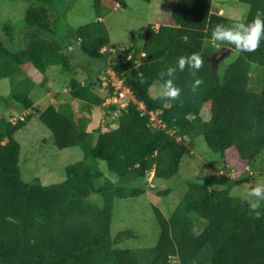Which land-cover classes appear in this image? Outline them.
I'll return each instance as SVG.
<instances>
[{
  "label": "trees",
  "instance_id": "16d2710c",
  "mask_svg": "<svg viewBox=\"0 0 264 264\" xmlns=\"http://www.w3.org/2000/svg\"><path fill=\"white\" fill-rule=\"evenodd\" d=\"M7 1L24 4L25 12L20 21L0 23V81L10 83L6 101L0 97L7 108L0 117V264H264V206L257 219L245 196L232 195L236 188L247 193L264 185V167L256 174L264 158V40L254 52L214 42L215 27L231 26V20L212 14L211 0H179L171 26H148L143 45L116 50L115 59L102 52L117 48L100 18L75 30L67 23L69 7L80 0ZM233 1L249 6L243 23L264 19V0ZM126 6V0H92L96 10ZM193 53L204 63L195 76L187 66L177 71L180 97L152 96L154 85L163 86L160 73ZM233 53L220 76L221 63ZM93 60L102 66L92 75ZM252 65L262 76L259 93L248 88ZM107 69L129 92L125 106H105L115 95L112 83L102 91L99 75ZM78 70H87L85 79ZM50 74L69 77L71 102L52 103L60 94L50 89ZM197 78L203 83L193 92ZM33 118L51 132L57 149L83 153L66 166L62 183L22 179L15 137ZM198 139L220 156L221 166L206 163L199 168L203 174L182 183L181 166L195 165ZM100 163L115 181L103 176ZM170 180L183 189L165 207L158 200L168 199L172 189L157 185ZM146 193L159 204L151 205L157 240L150 248L130 249L124 245L138 233L112 235L114 212L118 203Z\"/></svg>",
  "mask_w": 264,
  "mask_h": 264
},
{
  "label": "rangeland",
  "instance_id": "374dc122",
  "mask_svg": "<svg viewBox=\"0 0 264 264\" xmlns=\"http://www.w3.org/2000/svg\"><path fill=\"white\" fill-rule=\"evenodd\" d=\"M71 2V0H67ZM179 0H151L147 3L141 0H126L125 9H92V0H80L79 2L73 3L67 12V23L73 30L86 25L94 20L100 18L103 21L104 26L108 32V38L111 42V47L108 52L118 53L124 49L132 47L136 43L137 46L143 45L144 38L148 26H153L157 30L160 26H171L172 19L171 13L174 5ZM212 1V14L224 15L226 18L231 20V25L234 23L244 22L249 11V6L245 4H239L233 0H211ZM2 3H4L2 5ZM25 12V5L22 3H10L9 1L0 0V23L6 20H12L14 22L20 21ZM1 26V24H0ZM81 56V55H80ZM236 54H232L226 58L219 68L220 76L223 75L226 68L234 61ZM83 63L86 62L82 57H78ZM91 65L88 67V71L91 74L97 73L99 67L102 63H96L94 60L90 61ZM259 68L256 65L251 66L250 71V81L248 88L253 93H259L261 89L262 76L261 74L253 72ZM106 71V70H105ZM108 74H112L111 71H106ZM87 70L84 72L78 70L77 77L81 80L85 79L87 76ZM49 77L53 79L51 90L60 94V99L57 101L52 100V103L65 104L67 101H72L68 94V79L67 75L50 74ZM116 80V78L114 77ZM118 81V80H117ZM10 83L8 80L0 81V97L4 98L5 101L9 95ZM117 87L119 84H115ZM103 87L106 84L103 83ZM106 88V87H105ZM103 88V92L106 89ZM163 87L159 84L154 85L151 88L152 96L158 97L162 96ZM64 92L66 95H63ZM101 92V91H100ZM102 92V93H103ZM34 101L39 103L41 99L37 96H33ZM4 101V100H3ZM0 100V117L5 114L7 108L6 103ZM130 97L128 96L124 103H128ZM112 102L118 103L115 100ZM112 102L108 101L105 106H109ZM3 104V105H1ZM47 105V102L44 103ZM44 107V106H43ZM9 112V110H8ZM207 114V119L209 114ZM101 116L105 119V115L102 112ZM117 114L114 113V118ZM12 122L14 119L10 118ZM102 119V120H103ZM104 128V123H102ZM15 139L19 142L21 146L20 155V167L22 170V179L26 183H31L33 179L37 176L45 186L55 185L62 183L65 177V168L69 164H74L80 161L83 157V153L79 148H71L65 150L57 149L52 141L51 132L36 118L31 119L27 126L16 134ZM196 148L193 152L194 163H186L181 166L179 176L182 177V183L191 181L200 174H203V170L199 171L200 166H205L206 163L211 165L212 168L218 170L221 166L220 156L214 155L208 151L206 145L202 139L197 140ZM203 155V157H202ZM185 160V159H184ZM202 160L204 162H202ZM187 161V160H186ZM189 162V160H188ZM197 164V166H196ZM220 165V166H219ZM101 170L104 173V177L109 181H115L117 178L108 173L106 165L100 163ZM264 167V158H261L256 163V174L260 172V169ZM253 173L250 171V174ZM255 174V173H254ZM174 180V179H173ZM152 183L151 187L154 188L152 178L149 179ZM157 187L172 189V193L168 199H157L162 201V204L167 207L173 203V198L179 196L182 191L183 186L178 183L177 180L174 182L172 180L159 182ZM246 189L236 188L233 189L232 195L234 197L245 196ZM156 200V201H157ZM160 207L164 209L163 205ZM151 205H159L152 200V194L146 193L136 200L123 201L118 203L117 209L114 212V219L111 224L112 235L120 231L131 230L138 233V239L134 242H127L124 246L130 249L143 250L152 247L157 240V229L153 222V215L151 212ZM166 212V211H165ZM114 233V234H113Z\"/></svg>",
  "mask_w": 264,
  "mask_h": 264
},
{
  "label": "clouds",
  "instance_id": "9594fccd",
  "mask_svg": "<svg viewBox=\"0 0 264 264\" xmlns=\"http://www.w3.org/2000/svg\"><path fill=\"white\" fill-rule=\"evenodd\" d=\"M211 40L225 45H234L237 50L242 52H254L260 46L261 41L264 40V19L257 17L251 23H234L231 26L217 25L212 31ZM108 49L110 48H106L102 52H105ZM111 54H113L115 59L118 58L116 53ZM203 63L204 61L201 54L193 53L190 56L179 57L175 66L167 68L166 72L162 71L160 73V78L163 80L162 97H166L170 100L178 99L181 95V88L175 83L177 71H183L187 66L189 69L193 70V75L195 76L196 72L199 71ZM107 70L111 71L112 74H108V72H106ZM107 70L105 71L106 75H99L102 81L101 86L104 83L106 84V88L102 87L107 89V87L112 83V86L115 88V95L107 100L106 103H108V101L112 102L115 100L118 92H124L125 97L122 101H118V103L112 102V104L125 106L126 103H124V100L129 95V92L123 87V80H120V78L115 75L113 70ZM119 83L120 86L117 87L115 84ZM202 83L203 81L201 79H195L192 85V91L195 92ZM114 126L115 125H113V127ZM245 200L251 212L255 214L257 219H259L261 216L260 209L264 206V185H257L255 188L245 193Z\"/></svg>",
  "mask_w": 264,
  "mask_h": 264
},
{
  "label": "built area",
  "instance_id": "2783aa9c",
  "mask_svg": "<svg viewBox=\"0 0 264 264\" xmlns=\"http://www.w3.org/2000/svg\"><path fill=\"white\" fill-rule=\"evenodd\" d=\"M124 97H125V93H124V92H118L115 101H116V102H118V101H122V99H123Z\"/></svg>",
  "mask_w": 264,
  "mask_h": 264
},
{
  "label": "water",
  "instance_id": "95a60500",
  "mask_svg": "<svg viewBox=\"0 0 264 264\" xmlns=\"http://www.w3.org/2000/svg\"><path fill=\"white\" fill-rule=\"evenodd\" d=\"M113 128H117V126H114Z\"/></svg>",
  "mask_w": 264,
  "mask_h": 264
},
{
  "label": "crops",
  "instance_id": "0c3cea01",
  "mask_svg": "<svg viewBox=\"0 0 264 264\" xmlns=\"http://www.w3.org/2000/svg\"><path fill=\"white\" fill-rule=\"evenodd\" d=\"M158 28H159V27H158ZM158 28H157V29H158Z\"/></svg>",
  "mask_w": 264,
  "mask_h": 264
}]
</instances>
